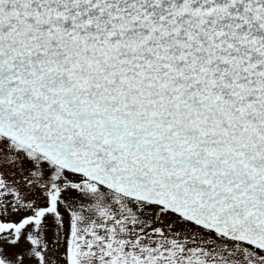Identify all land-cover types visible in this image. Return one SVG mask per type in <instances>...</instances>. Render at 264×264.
Instances as JSON below:
<instances>
[{"label":"snow or ice","instance_id":"6c2138e0","mask_svg":"<svg viewBox=\"0 0 264 264\" xmlns=\"http://www.w3.org/2000/svg\"><path fill=\"white\" fill-rule=\"evenodd\" d=\"M0 264H264V0H0Z\"/></svg>","mask_w":264,"mask_h":264}]
</instances>
